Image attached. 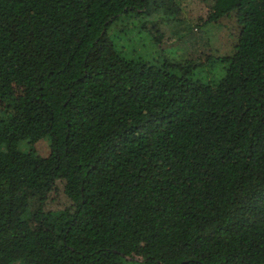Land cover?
<instances>
[{
	"label": "trees",
	"instance_id": "16d2710c",
	"mask_svg": "<svg viewBox=\"0 0 264 264\" xmlns=\"http://www.w3.org/2000/svg\"><path fill=\"white\" fill-rule=\"evenodd\" d=\"M201 1L222 51L175 0H0V264H264V0Z\"/></svg>",
	"mask_w": 264,
	"mask_h": 264
},
{
	"label": "rangeland",
	"instance_id": "374dc122",
	"mask_svg": "<svg viewBox=\"0 0 264 264\" xmlns=\"http://www.w3.org/2000/svg\"><path fill=\"white\" fill-rule=\"evenodd\" d=\"M175 4L180 9L181 15L187 20L186 23L180 27L182 29L186 26L192 27V31H194L193 37L196 38L195 44L200 45L207 51H209V48H214L220 51L224 50V48L221 49L219 44L222 39H220V31L218 30L217 24L204 22L200 25V27H197L199 20L206 21L208 18L207 14L209 9L204 7V3L201 0L199 4L194 3L192 0H175ZM153 19L154 18L148 22L150 25H155L152 23ZM120 25L122 24H113L111 36H123V38L114 39L118 41L119 48L122 49L127 56L135 58L142 57L149 60H162V58H167L175 63L182 62L188 58L196 57V53H194V50L189 47V43L186 40H183L186 45H177V43L171 45L170 42L165 39H161L162 41H159L160 37H158V33H156L155 29L151 32L152 34L148 31L142 30L144 24L141 27L138 24H131L130 29L126 30H124L123 26ZM137 30H140L138 34ZM178 31L179 27L171 30V32ZM164 34L167 37H171L168 29L164 32ZM210 71H212L217 78L225 73L223 65H216L215 68L210 69ZM48 143L49 141H45L41 147L47 154Z\"/></svg>",
	"mask_w": 264,
	"mask_h": 264
}]
</instances>
